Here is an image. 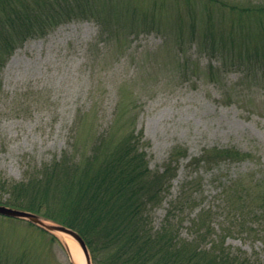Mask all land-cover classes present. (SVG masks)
Wrapping results in <instances>:
<instances>
[{"label": "rangeland", "instance_id": "1", "mask_svg": "<svg viewBox=\"0 0 264 264\" xmlns=\"http://www.w3.org/2000/svg\"><path fill=\"white\" fill-rule=\"evenodd\" d=\"M89 1L87 14L28 38L9 56L0 42L1 202L16 197L13 185L41 177L44 166L101 160L133 132L152 170L172 166L151 225L174 210L178 235L192 238L194 221L207 213L209 240L226 237L229 246L264 260V218L254 200L264 192V74L247 78L223 67L198 42L180 50L168 27L174 31L170 23L182 16L189 25L187 10L165 15L163 0ZM156 13L164 30L147 27ZM227 149L245 156L204 157ZM61 168L65 181L70 174ZM63 188H53V197ZM182 195L191 202L181 204ZM239 196L245 201L234 207ZM0 245L9 261L2 264H73L59 237L24 220L0 217Z\"/></svg>", "mask_w": 264, "mask_h": 264}, {"label": "trees", "instance_id": "2", "mask_svg": "<svg viewBox=\"0 0 264 264\" xmlns=\"http://www.w3.org/2000/svg\"><path fill=\"white\" fill-rule=\"evenodd\" d=\"M167 1L162 3L165 15L167 12L170 16L174 7L180 14L186 10L190 13L189 25L183 24L182 16L180 23H170L175 25L171 26L174 31L168 27L171 32L168 35L180 50L188 43L198 42L199 47L219 56L223 67L239 68L247 78L257 79L264 74V1ZM195 1L200 2V7ZM91 7L89 0H0V42L4 54L11 55L17 44L30 37L44 36L59 24L87 14ZM202 20V33L197 36ZM160 23L156 13L147 27L163 29ZM127 136L98 165L95 163L101 161L100 155L87 158L85 164L64 159L44 166L41 177L13 185L16 197L0 203L76 230L86 241L94 264H264L263 259L229 246L226 237L209 240L213 229L207 213L194 221L196 230L192 238L178 235L176 223L171 222L174 210L168 211L166 220L157 228L151 225L150 210L162 201L172 166L168 164L162 172L152 170L140 139L133 132ZM230 155L237 159L245 156L227 149L215 150L204 157L217 160ZM60 165L70 174L66 184L57 175ZM61 183L65 185L60 192L65 191L63 196L53 197ZM0 185L6 188L2 181ZM179 199L181 204L191 202L184 195ZM241 199L244 197L239 196L231 204L240 207ZM254 200L260 202L264 218V192ZM52 238L57 240L55 235ZM1 257L0 264L9 262Z\"/></svg>", "mask_w": 264, "mask_h": 264}, {"label": "water", "instance_id": "3", "mask_svg": "<svg viewBox=\"0 0 264 264\" xmlns=\"http://www.w3.org/2000/svg\"><path fill=\"white\" fill-rule=\"evenodd\" d=\"M0 215L5 216V217L28 221L36 225L37 227L47 231L48 233L56 235V236L58 233H60V234L71 237L73 240H75L79 244L83 252V255H84L85 264H93L88 245L86 241L84 240V238L76 230L69 228L65 225L49 221L37 213L27 211L24 209H20V208H15V207L8 206L6 204H1V203H0Z\"/></svg>", "mask_w": 264, "mask_h": 264}, {"label": "bare ground", "instance_id": "4", "mask_svg": "<svg viewBox=\"0 0 264 264\" xmlns=\"http://www.w3.org/2000/svg\"><path fill=\"white\" fill-rule=\"evenodd\" d=\"M57 236L67 245L70 250L71 260L75 264H85L84 255L79 245L69 236L58 233Z\"/></svg>", "mask_w": 264, "mask_h": 264}]
</instances>
